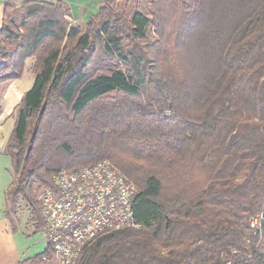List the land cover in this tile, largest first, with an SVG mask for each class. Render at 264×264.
Returning a JSON list of instances; mask_svg holds the SVG:
<instances>
[{"label":"trees","instance_id":"trees-1","mask_svg":"<svg viewBox=\"0 0 264 264\" xmlns=\"http://www.w3.org/2000/svg\"><path fill=\"white\" fill-rule=\"evenodd\" d=\"M0 83L34 81L4 153L7 207L43 224L37 188L109 160L136 185L134 219L77 264H223L264 196V0H151L130 17L101 0L72 25L65 3L3 1ZM44 252L24 261L36 263Z\"/></svg>","mask_w":264,"mask_h":264},{"label":"built area","instance_id":"built-area-1","mask_svg":"<svg viewBox=\"0 0 264 264\" xmlns=\"http://www.w3.org/2000/svg\"><path fill=\"white\" fill-rule=\"evenodd\" d=\"M138 189L109 160L61 169L37 194L46 246L34 264H77L99 237L138 226L133 205ZM243 248L222 253L223 264H264V196L248 223Z\"/></svg>","mask_w":264,"mask_h":264},{"label":"crops","instance_id":"crops-1","mask_svg":"<svg viewBox=\"0 0 264 264\" xmlns=\"http://www.w3.org/2000/svg\"><path fill=\"white\" fill-rule=\"evenodd\" d=\"M56 1V0H48ZM69 11V21L73 25H83L94 15L101 0H60ZM3 2L0 0V26L2 24ZM29 60V59H28ZM25 63L23 77L7 82L0 97V264H26L24 261L42 252L34 253L29 246V232L14 229L5 215V192L11 184V162L4 153L14 125V112L23 95L31 88L34 78L27 79L31 69Z\"/></svg>","mask_w":264,"mask_h":264},{"label":"rangeland","instance_id":"rangeland-1","mask_svg":"<svg viewBox=\"0 0 264 264\" xmlns=\"http://www.w3.org/2000/svg\"><path fill=\"white\" fill-rule=\"evenodd\" d=\"M4 0H2L3 2ZM8 1L14 8V17L16 19L20 18L21 15L25 12L26 7L33 5V2H46L48 0H6ZM151 0H115V7L119 11H125L128 16H132L134 12L139 11L145 15H148L151 10ZM71 22V21H70ZM73 25V23H71ZM83 27V25H81ZM30 67L32 66L33 61L31 59L28 60ZM27 79L34 78L32 70L29 69L27 71ZM6 82L0 83V97L3 92V88ZM1 180V178H0ZM42 189V188H41ZM41 189H36L35 191L40 193ZM8 220L10 225L14 229H18L20 231L29 232V246L32 249V252L37 253L44 249L46 246V240L42 233H32L33 232V225L30 219L29 210L26 204L21 201L17 200L15 206H8Z\"/></svg>","mask_w":264,"mask_h":264}]
</instances>
